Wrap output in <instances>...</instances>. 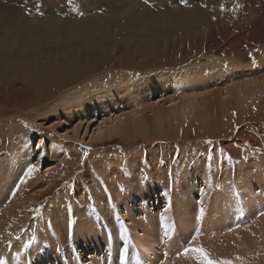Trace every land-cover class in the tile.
<instances>
[{
	"label": "rangeland",
	"instance_id": "rangeland-1",
	"mask_svg": "<svg viewBox=\"0 0 264 264\" xmlns=\"http://www.w3.org/2000/svg\"><path fill=\"white\" fill-rule=\"evenodd\" d=\"M213 16L221 36L257 44L243 55L207 51L195 34ZM98 44H114V60L143 54L93 67ZM77 65L76 80L41 102L28 95L24 76L43 89L44 76ZM185 72L214 79L185 89ZM162 74L170 83L150 94L148 80ZM119 79L129 81L110 109L62 112ZM0 91V264H199L176 255L196 230L210 259L264 264V0H0ZM213 91L219 106L203 114ZM189 96L199 103L188 114ZM214 111L228 123L223 137L200 133ZM32 165L33 195L67 170L71 177L20 216L9 197Z\"/></svg>",
	"mask_w": 264,
	"mask_h": 264
},
{
	"label": "bare ground",
	"instance_id": "bare-ground-1",
	"mask_svg": "<svg viewBox=\"0 0 264 264\" xmlns=\"http://www.w3.org/2000/svg\"><path fill=\"white\" fill-rule=\"evenodd\" d=\"M203 21H205V20H202V22ZM220 23H222L221 19H217V17H216V19H213L211 17L207 22L205 21L203 23V27L205 26L206 30L203 29V30L199 31V28H198L199 32H197L195 34V39H197L199 41V43H201L202 41L207 40V42H206L207 43L206 44V50L207 51H211V52H214V53H216V52L222 53L223 51H225L226 47L228 46L230 51H232V52H234V53H236L238 55H243L245 53L243 50L248 49V47H250L251 44H253V43L257 44L258 40H252V41L238 40V37L236 36L235 32L233 33V31H228L227 34L221 36L216 30L221 25ZM196 25H197V23H196ZM193 27H194V25H193ZM27 28H29V27H27ZM186 28H190V27H186ZM196 29H197V27H196ZM196 29H194V30H196ZM192 30H193V28H192ZM190 31H191V29H190ZM191 38H192V36H191ZM113 45L106 46V45L98 44V46H96V47L94 46L95 48H94V51H93V53L91 55L92 56L96 55V54H101V55H99L97 57H92L91 60L88 61L89 65H91L93 67L101 66V65H103L104 61L113 60L111 65L116 67L117 65H121L123 62L131 63L132 59L135 56H137L139 54H143L141 52L134 51L133 54L130 57H127L126 54L123 53V54H120V56L116 55L115 56V60H114L113 59L114 54L112 55ZM145 48H146L147 54H151V53L154 52L155 46H149V47H145ZM108 50H110V51L107 54H104ZM167 51L168 50L166 48H164L158 53V61L159 62L162 59H164L165 54H166ZM90 52H92V51H90ZM147 59H148V56H147ZM66 62H68V61H66ZM53 66H54V64H53ZM55 66H57V64ZM77 68H78V65L77 66H72V67L69 66V68L62 69L57 74V76L54 75L56 72H54V74H51L50 77L44 76V78H46V80H44L42 82L43 89H41L39 87V85L36 83L37 80H35V78H37V76H35V75L24 76V79L29 84H31L33 86L32 88L30 86L28 95H30L32 98L37 100L36 103L41 102L42 99H43V95L45 93L51 92L52 88H53V86L55 84L60 85V84L63 83L62 81H64V80L66 81L67 79H71V80L75 81L76 80L75 79L76 72H74V71ZM54 70H56V68ZM67 72H69V73L66 76H63ZM225 72L227 73V75L232 76V75H234L235 70H234L233 67L229 66V67H227ZM163 75L164 74L157 75V76H154L151 80H148V82H149L148 88L150 90V94H153L154 92H156L159 89H163L164 86H166L168 83H170V80H171L172 76L169 75V74H166L167 76L164 77ZM40 78H43V77L40 75L39 76V80H40ZM52 79H53V81H51ZM212 79H214V78H212L210 76L207 77V76L197 75L196 73H193V75H191V72H185L183 75H181L179 77V87H183L185 89L186 88H195L197 85L204 84L206 82L211 81ZM128 81H129V79H119L118 82H112L108 86H107V84H105L104 86H102V87H100L98 89H94L88 95H86L82 101H79V102L74 103V104H70L68 106H63L64 108L62 109V112H64L66 115L69 116L70 114H74L78 110H81V109L84 110L86 114H89L92 111V109H95L96 111L110 109L115 104H117L118 100L121 98V95L118 93V91L120 89H122L128 83ZM60 82H62V83H60ZM24 86H26V85H24ZM257 87L258 86H252V87L245 88V90H244L245 91V95L248 96V95H251L252 93L256 92V90L258 89ZM126 88H128V87H126ZM126 88H124V89H126ZM126 91L130 92L129 88L126 89ZM0 93H1V91H0ZM195 96H189V98H188L189 100L187 102H182V103H186L187 104V113L188 114L193 111V108L195 107V104H196L195 102L198 100L196 98L197 100H195V102H193ZM211 96H212V99L209 102L207 101L208 103L206 105L204 103L205 107L200 109V111L202 113L203 112L206 113L205 111L217 109V107L219 106V104L217 103V101H218L217 92H214V91L211 92ZM133 100L136 102V98H133ZM197 103H199V102L197 101ZM261 112H262V109H261ZM136 114H140V116H141L140 120H142L146 116L145 113H144V110H142V109L138 113L136 112ZM217 116H218L217 113H215V111H214V115H211L210 118H208L207 120H205L202 123L203 126H202V129H201L200 133L204 132L210 138H213L216 135H218V137L225 136V134H222V132H224L225 129H223V128H224V126H227L228 123L227 122H225L226 124L225 123H220L221 121L218 123V121H217L218 117ZM237 117H239V116H237ZM234 119L235 120H239L237 118H234ZM111 131L112 130H110L109 133ZM188 133H190V134H187V136L190 135V137H188V138L192 139L193 136H191V135H193V134H191V132H188ZM208 136H205V137H208ZM69 173L70 172L68 170L65 173L64 172L61 173L59 175V178L54 180L46 188V190L41 191L38 195H33L31 193H28V189L30 187V182L32 180L29 177L30 176L29 174H28V177H27L26 181L23 180L22 178H20L21 180L18 181L19 182L18 183V187L17 186L15 187L14 192L12 193V196L9 197L10 199H12L11 202H14V204H15L13 212H16V213H19V214L21 213L20 216L21 215L24 216L23 214H25V216H26L28 212H25V211L28 210V209L24 208L25 210H23L22 206L25 203L28 202V203H30V205L32 207H35V206L37 207V205L41 201H43L44 198L46 196H48L55 189V187L57 186L58 183H61L62 181L66 180V179H69L71 177V175H69ZM16 178H17V176H16ZM185 178H189V177L185 175ZM17 179H19V178H17ZM192 186L193 185H191V189H192ZM251 187H252V185H251ZM189 188L190 187H188V189ZM138 193H140L139 196L141 197V199H142L141 203L143 204L145 202L143 198H146L149 195L148 192H147V189L143 188V191L139 190ZM128 202H131V201L129 200ZM20 219L17 221V225L20 224V226H21V224H27L26 219L25 220H20ZM236 235H238V236H234L233 237L235 241H237L239 238L242 237V234L237 233ZM93 240L95 241L94 237H93ZM98 242H99V239H98ZM217 251L220 252L221 254H223V252H225V247L222 246Z\"/></svg>",
	"mask_w": 264,
	"mask_h": 264
},
{
	"label": "snow or ice",
	"instance_id": "snow-or-ice-1",
	"mask_svg": "<svg viewBox=\"0 0 264 264\" xmlns=\"http://www.w3.org/2000/svg\"><path fill=\"white\" fill-rule=\"evenodd\" d=\"M145 2H147V0H145ZM221 9L223 10L224 6L221 5L220 6ZM236 8H241L242 6L237 4L235 5ZM37 11H39V5H37ZM100 11H104L103 9H100ZM213 19H216V17L214 16ZM40 145H37V147H39ZM86 154V153H85ZM35 170V165H32L28 168V174H31L33 171ZM217 187H219V185H217ZM37 211H39V209H37ZM204 214V209L201 208L200 209V215L197 217V219H200ZM261 216H264V211H261L258 213ZM161 219H164L163 216H161ZM237 227H239V225H237ZM228 231H233V229L229 228ZM200 231L196 230V234L191 236V239L187 240L186 243L181 242L179 244L180 247V251H178L176 253L177 256H182L186 259H192L195 261H198L199 264H232V261L230 260H221V261H217V260H213L210 259L209 256V252L207 249H205L202 245L196 243V241L198 240V237L200 235ZM168 233L167 231L165 232V236H167ZM9 244L11 243L10 241L8 242ZM29 243H31V241H29ZM167 255V253L165 254ZM121 259H123V257H121ZM236 259H241L239 256L236 257ZM161 264H163V261L161 262Z\"/></svg>",
	"mask_w": 264,
	"mask_h": 264
}]
</instances>
